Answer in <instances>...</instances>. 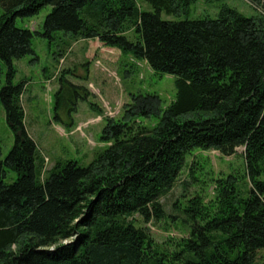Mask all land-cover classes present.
I'll list each match as a JSON object with an SVG mask.
<instances>
[{
  "label": "trees",
  "instance_id": "16d2710c",
  "mask_svg": "<svg viewBox=\"0 0 264 264\" xmlns=\"http://www.w3.org/2000/svg\"><path fill=\"white\" fill-rule=\"evenodd\" d=\"M145 1L154 12L144 11L140 0H0V85L7 70L0 104L16 138L5 160L0 143V264H258L264 250V0H251L256 17L224 6L217 19L181 22L162 13L180 17L194 0ZM47 6L42 36L54 40L64 32L98 41L176 78L177 95L167 109L157 94H132L122 117L107 120V146L88 166L67 160L46 171L25 126L26 84L13 83L14 61L35 54L34 32L17 21ZM66 75L54 99L60 124L88 95ZM189 115L196 118L183 120ZM150 118L158 124L145 125ZM239 148L245 149L246 191L229 177L217 182L214 202L196 195L176 217L168 215L161 198L189 166L188 155L233 156ZM8 171L17 174L12 184L5 183ZM179 217L189 237L168 239L174 250L160 253L150 225Z\"/></svg>",
  "mask_w": 264,
  "mask_h": 264
},
{
  "label": "rangeland",
  "instance_id": "374dc122",
  "mask_svg": "<svg viewBox=\"0 0 264 264\" xmlns=\"http://www.w3.org/2000/svg\"><path fill=\"white\" fill-rule=\"evenodd\" d=\"M140 3L144 11H155L145 0H140ZM224 6L234 8L249 18L256 17L260 12L251 0H194L187 14L174 17L162 13V18L176 22L217 19ZM51 10L52 7L47 6L37 16L17 21L20 28L34 32L32 46L35 54L14 61L17 74L13 80L14 85L26 84L22 97L25 126L46 159V171L57 162L67 160L88 166L96 154L107 146L102 141L107 120L122 117L125 107L132 103V94H157L162 99L163 109H167L177 95L176 78L154 72L146 61L134 59L118 49L104 47L98 41L73 39L64 32L55 33L54 40L42 36L44 22ZM3 12L0 7V15ZM128 37L134 40L132 34ZM67 42L69 45L66 46ZM63 51V56H58L59 61L55 60V56ZM64 72H67L68 82L84 87L88 95L85 101L76 103L72 119L66 113L63 115L65 124H60L55 121L54 99L60 89L59 78ZM6 83L7 70L0 87ZM195 116L189 115L183 120L194 119ZM158 122L157 118L144 120L148 127L156 126ZM15 139L0 104L2 160L9 155ZM244 150L239 148L233 156H223L215 150H194L188 155L186 166H189L180 175L175 188L161 198L168 215L175 216L176 209L187 206L188 200L196 195H201L205 202H214L220 188L217 182L229 177H235L238 190L246 191L249 180L245 176ZM194 163L197 165L194 166ZM16 180L17 174L8 171L5 183L12 184ZM260 180L264 181V176ZM176 203L180 205L176 206ZM179 219L150 225L160 253L174 250L168 239L177 241L189 237V229ZM259 257L258 264H264V250L260 251Z\"/></svg>",
  "mask_w": 264,
  "mask_h": 264
}]
</instances>
